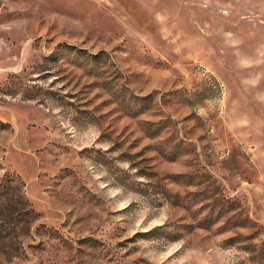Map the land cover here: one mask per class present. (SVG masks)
<instances>
[{"label": "rangeland", "instance_id": "obj_1", "mask_svg": "<svg viewBox=\"0 0 264 264\" xmlns=\"http://www.w3.org/2000/svg\"><path fill=\"white\" fill-rule=\"evenodd\" d=\"M0 264H264V0H0Z\"/></svg>", "mask_w": 264, "mask_h": 264}]
</instances>
